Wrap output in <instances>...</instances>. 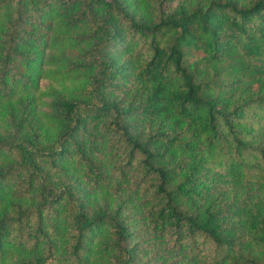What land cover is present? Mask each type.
I'll return each mask as SVG.
<instances>
[{"label":"trees","instance_id":"1","mask_svg":"<svg viewBox=\"0 0 264 264\" xmlns=\"http://www.w3.org/2000/svg\"><path fill=\"white\" fill-rule=\"evenodd\" d=\"M0 264H264V0H0Z\"/></svg>","mask_w":264,"mask_h":264},{"label":"rangeland","instance_id":"2","mask_svg":"<svg viewBox=\"0 0 264 264\" xmlns=\"http://www.w3.org/2000/svg\"><path fill=\"white\" fill-rule=\"evenodd\" d=\"M49 52H52V53H58L59 50H56L55 48H51L49 50ZM63 53H64V56H65V60L63 61H59L56 60L55 63H52V64H49L48 65V68L50 69H57L59 71V69H61L60 67L61 66H64L66 63V60H72L71 56L73 55L74 53V49L73 48H70V47H66L64 50H63ZM66 53V54H65ZM59 65V66H58ZM68 65V64H67ZM71 82L69 79H65V78H61V74H54V75H49V76H43L40 78L39 80V85H40V88L43 90V91H46L50 88H59L61 85H69ZM41 99L43 101H48L50 99V96H42ZM43 109H46V106H41Z\"/></svg>","mask_w":264,"mask_h":264}]
</instances>
